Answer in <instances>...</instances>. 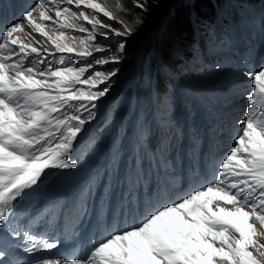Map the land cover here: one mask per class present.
I'll list each match as a JSON object with an SVG mask.
<instances>
[{
  "label": "snow or ice",
  "instance_id": "1",
  "mask_svg": "<svg viewBox=\"0 0 264 264\" xmlns=\"http://www.w3.org/2000/svg\"><path fill=\"white\" fill-rule=\"evenodd\" d=\"M146 2L134 6L147 11ZM26 28L52 48L34 46ZM109 33L133 34L100 0H35L0 30V264H20L4 241L32 264H264V65L240 73L245 111L212 180L112 228L82 256L53 254L60 240L16 225L18 198L47 170L77 167L69 154L119 71L99 69L125 48L98 40Z\"/></svg>",
  "mask_w": 264,
  "mask_h": 264
},
{
  "label": "trees",
  "instance_id": "2",
  "mask_svg": "<svg viewBox=\"0 0 264 264\" xmlns=\"http://www.w3.org/2000/svg\"><path fill=\"white\" fill-rule=\"evenodd\" d=\"M169 1L170 0H147V11H142L134 6L135 0H120L122 4L119 11L120 19L118 20L128 25L136 35L142 34L145 32L146 26L151 25L158 19L161 6ZM256 1L257 0H185L184 2L186 5L182 7L178 6V9L172 8V16L168 21L169 23L166 27H161L160 32H158L159 35H157L158 39L162 40L164 42L163 44L166 46L173 47L177 45L176 50L178 52L186 53V44L191 38L194 25L190 7L196 12L195 17H203L208 16L213 8L223 10L229 5L230 7L240 10L245 8L248 3H256ZM103 21L104 23H111L114 28L123 29L119 22L110 21L108 19H103ZM136 42L137 40L132 44L129 42L127 43V49H130V57L125 58V61L132 62L134 60V55L131 51L136 50ZM164 59L166 63H169L165 55ZM113 69H115L113 66L109 67L110 71Z\"/></svg>",
  "mask_w": 264,
  "mask_h": 264
},
{
  "label": "rangeland",
  "instance_id": "3",
  "mask_svg": "<svg viewBox=\"0 0 264 264\" xmlns=\"http://www.w3.org/2000/svg\"><path fill=\"white\" fill-rule=\"evenodd\" d=\"M100 2L106 4L109 8H111L114 11L115 15L118 17V19H120L119 11H120L121 4H122L120 2V0H100ZM170 5H171V2H168L166 4L164 3L161 6L160 12L158 13L159 16H160V19H159L160 21L158 20L159 22L157 21V22H155L154 24H152L150 26H146L145 29L147 30V33L152 28H155L157 25L161 24L162 15L164 14L165 10L170 7ZM164 6H166V7H164ZM224 16L225 15H222L221 18H223ZM252 16L254 17V13L251 15V18H252ZM230 17H231V19H230ZM230 17H228V20H230L231 28H232V25H234L236 23L234 21V15L231 14ZM251 20H253V18ZM236 25L243 30L245 39H246V36H245L246 33L247 32L250 33L251 41L248 43V47L249 48H251L252 46L255 45V43L258 41V39H259V37L261 35L260 31L264 30L263 29L264 27L261 28V29L260 28L255 29L254 26L252 25V22L250 23L249 26H247L245 24H242V23H237ZM205 26L207 27V30H210L211 32H213V23H210V24L205 23ZM247 37L249 39V34L247 35ZM98 38L103 39V37H98ZM148 38L150 40H152L153 36L151 35ZM109 39H111V36H108L107 40H109ZM121 41H125V46H126L127 39H121V38H115V45L117 46L119 43H121ZM129 41H130L129 43H131V44L133 43L132 39H130ZM168 41H169V38H168ZM216 41H217V45H214V49H213V52H212V62H211V64L208 65V75L207 76H200L199 79L201 81L209 82V81H212L213 79H223V78L229 80L233 73H238L240 70L243 69V66L241 64V60H242L241 54H243V52H244V47L240 46V42H241L240 32L238 31V33L236 35H233V33L232 34L231 33L227 34L226 29H224L223 31H221V29H219ZM31 42H33L35 44L34 46H36L37 43L39 42V40H33ZM157 42H160L162 44L164 43L162 40L157 39V41L154 40L151 43V45L149 46L150 49L147 47L149 49L147 51V54L152 52V55H148L147 58H146L147 65L150 66L148 68V70H147V73H148L149 81L153 82V83H155L156 66L159 65L158 64V60H157V56H160L159 53L158 54L155 53L156 51H158L157 50V47H158ZM210 43H213V42H210ZM205 44H207V43L201 41V39L198 40V45L199 46H203ZM221 45H225V47H229V48H227L226 50H223V52H222L224 54V59H223L224 61H217L216 62V58L213 57V56L215 55L216 52H220L221 51V50L217 49V47L221 46ZM175 48L177 49V45H175ZM161 50H163V49H161ZM127 52H128V49H127V46H126L121 54H126ZM263 52H264V49H263ZM200 61H201L200 58L194 57L193 61L189 62V64L190 65L191 64L194 65L195 68H199L200 65H198V63H200ZM204 61H205V63H207L205 55H204ZM155 64H156V66H155ZM152 66H154V68H155L154 71L152 69ZM105 69L106 68H101L99 70L105 71ZM203 69H204V67L200 68V72H202ZM129 70H132V69H128V70L124 69L119 74H116L115 77L112 78V80L110 81V84H111L112 87L110 88V92L106 96H111L113 94L114 88L117 86L118 82L120 80H122L124 75ZM162 72H163V74L166 73V71L164 69L162 70ZM185 78H187V79L190 78V74H189L188 71L185 74ZM225 92H226L225 88H220V89L217 90L216 94H224ZM123 93L124 92H122V94ZM211 99H217V95H213ZM262 242H264V241H262Z\"/></svg>",
  "mask_w": 264,
  "mask_h": 264
},
{
  "label": "bare ground",
  "instance_id": "4",
  "mask_svg": "<svg viewBox=\"0 0 264 264\" xmlns=\"http://www.w3.org/2000/svg\"><path fill=\"white\" fill-rule=\"evenodd\" d=\"M260 9V5L259 4H257V10L255 11V13L258 11ZM229 13V12H228ZM194 23V22H193ZM194 26V25H193ZM192 30V29H191ZM159 35V34H158ZM149 39V38H148ZM249 43V42H248ZM34 44V43H33ZM35 45V44H34ZM151 45V44H150ZM257 54H261V53H257ZM262 54L264 55V52H262ZM261 54V55H262ZM112 87V86H111ZM202 96H203V93L201 94ZM236 99V98H235ZM198 106L200 107V104H198ZM236 114H240L239 112L238 113H236ZM230 119H233V118H230ZM238 119H240V118H236V119H233L234 121H237ZM220 120H222L221 118H220ZM217 121V119H215L214 121H213V123L214 122H216ZM224 121V120H223ZM234 121H232V122H226V121H224V123L225 124H228V126L229 127H231V126H233V129H231L230 131H228V138H229V140H233V137H234V134H235V132H236V130H237V125H236V122H234ZM218 122H220V121H218ZM104 126H106V127H108L107 126V124L106 123H103L102 125H100L98 128H103ZM97 128V129H98ZM229 147V146H228ZM230 148H231V146H230ZM228 152V150L226 151V153ZM225 153V154H226ZM225 154H223V155H225ZM223 155H219L218 157H219V160L221 159V158H223L222 156ZM211 157H213L214 158V154H212L211 155ZM208 160H212V158H208ZM137 163H139V159H137V160H135L132 164L133 165H137ZM140 163H142V162H140ZM195 178H200V182H201V184L202 183H205L206 181H209V180H212L213 179V176L211 175V174H209V177H200V176H197V177H195ZM174 183L176 184L177 182L176 181H174ZM83 197H85L84 195H82ZM85 198H87V197H85ZM79 200H82V199H79ZM142 200V197L138 200V202L137 203H139L140 201Z\"/></svg>",
  "mask_w": 264,
  "mask_h": 264
}]
</instances>
